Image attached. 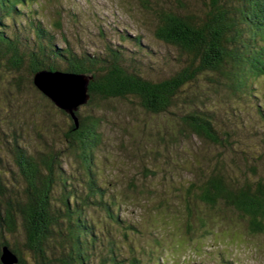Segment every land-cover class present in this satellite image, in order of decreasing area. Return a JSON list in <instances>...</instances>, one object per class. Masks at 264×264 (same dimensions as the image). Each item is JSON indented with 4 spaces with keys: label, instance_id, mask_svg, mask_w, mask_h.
Here are the masks:
<instances>
[{
    "label": "trees",
    "instance_id": "obj_1",
    "mask_svg": "<svg viewBox=\"0 0 264 264\" xmlns=\"http://www.w3.org/2000/svg\"><path fill=\"white\" fill-rule=\"evenodd\" d=\"M41 1L0 0V71L11 75L18 89L27 82L36 91L32 78L39 71L92 76L91 99L77 114V128L41 93L69 120L64 149L49 139L41 150L27 149L28 121L0 126V264L6 246L18 264H143L133 244L136 227L117 214L121 205L98 175L103 121L97 98H133L151 115L179 110L180 136L238 153L249 162L253 178L249 169L238 174L242 164L233 157L229 161L227 153L193 171L196 180L186 189L188 213L210 233V217L194 212L193 205L210 214L233 210L251 235H264V152L257 150L251 159L249 151L236 150L242 142L236 126L221 125L211 101L219 89L233 99L252 98L264 80V0H168L157 6L137 0L156 20V39L176 51L178 70L159 81L146 77L141 62L128 59L125 50L106 47L91 56L71 47L57 49L54 36L37 18L34 6ZM141 41L136 39L137 50L147 55ZM66 149L64 155L74 158L77 169L64 168ZM20 238L22 243L16 241Z\"/></svg>",
    "mask_w": 264,
    "mask_h": 264
},
{
    "label": "rangeland",
    "instance_id": "obj_2",
    "mask_svg": "<svg viewBox=\"0 0 264 264\" xmlns=\"http://www.w3.org/2000/svg\"><path fill=\"white\" fill-rule=\"evenodd\" d=\"M166 1L150 0L152 6ZM34 9L54 36L57 49L71 47L78 54L91 56L106 47L125 50L128 59L141 62L143 74L155 81L178 70L175 49L156 39V20L137 0H42ZM137 38L142 39L141 48L147 55L138 52ZM13 80L0 71V117L5 120L0 126L19 124L20 119L28 121L24 146L31 151L43 149L47 139L53 140L51 144L57 149L67 147L64 136L69 120L27 82L18 89ZM256 91L254 97L240 100L223 89L211 95L217 120L226 129L235 125L240 134L242 142L234 148L249 151L251 159L257 150L264 152V120L259 115L262 112L264 116V80ZM97 100L101 103L98 116L103 121V144L96 153L98 175L121 205L117 214L136 227L133 244L143 264H264V235H251L237 212L225 209L210 214L193 205L194 212L211 219L210 233H205L196 220L190 219L186 202V189L196 180L193 171L209 159L227 153L229 161L233 157L242 164L238 174L249 169V162L238 153L180 136L179 110L151 115L133 98ZM42 128L46 130L40 131ZM67 150H63L64 168L77 169L74 158L64 155ZM16 241L22 243L21 238Z\"/></svg>",
    "mask_w": 264,
    "mask_h": 264
},
{
    "label": "water",
    "instance_id": "obj_3",
    "mask_svg": "<svg viewBox=\"0 0 264 264\" xmlns=\"http://www.w3.org/2000/svg\"><path fill=\"white\" fill-rule=\"evenodd\" d=\"M92 76L63 71L43 70L34 74V87L47 97L57 108L69 114L79 128L78 112L91 99ZM2 264H18L19 258L9 247H4Z\"/></svg>",
    "mask_w": 264,
    "mask_h": 264
}]
</instances>
